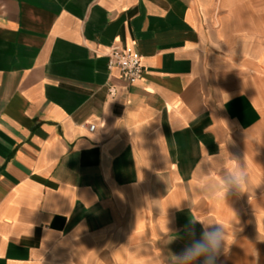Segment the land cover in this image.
<instances>
[{"label": "crops", "instance_id": "1", "mask_svg": "<svg viewBox=\"0 0 264 264\" xmlns=\"http://www.w3.org/2000/svg\"><path fill=\"white\" fill-rule=\"evenodd\" d=\"M196 220L264 264V0H0V264H171Z\"/></svg>", "mask_w": 264, "mask_h": 264}, {"label": "clouds", "instance_id": "2", "mask_svg": "<svg viewBox=\"0 0 264 264\" xmlns=\"http://www.w3.org/2000/svg\"><path fill=\"white\" fill-rule=\"evenodd\" d=\"M233 164L227 167L228 179L219 181L208 179L200 187L203 191L219 195L227 201L230 194L241 195L246 192L248 172L245 163L233 158ZM203 225L199 239H196L194 227L188 231L191 242L179 254L172 255L171 264H217V260L227 245V232L223 224Z\"/></svg>", "mask_w": 264, "mask_h": 264}, {"label": "built area", "instance_id": "3", "mask_svg": "<svg viewBox=\"0 0 264 264\" xmlns=\"http://www.w3.org/2000/svg\"><path fill=\"white\" fill-rule=\"evenodd\" d=\"M108 59L109 69L119 70L121 78H123L130 85L140 81L147 71L139 56L125 52L118 46L110 49ZM109 94L111 97H115L117 94L116 89L111 87ZM92 129L93 128H91V130Z\"/></svg>", "mask_w": 264, "mask_h": 264}]
</instances>
